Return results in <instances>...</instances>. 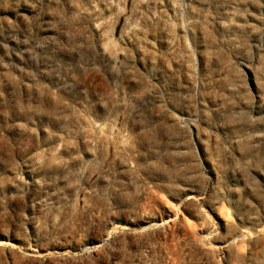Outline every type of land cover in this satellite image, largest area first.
<instances>
[{
	"label": "rangeland",
	"instance_id": "1",
	"mask_svg": "<svg viewBox=\"0 0 264 264\" xmlns=\"http://www.w3.org/2000/svg\"><path fill=\"white\" fill-rule=\"evenodd\" d=\"M0 264H264V0H0Z\"/></svg>",
	"mask_w": 264,
	"mask_h": 264
}]
</instances>
